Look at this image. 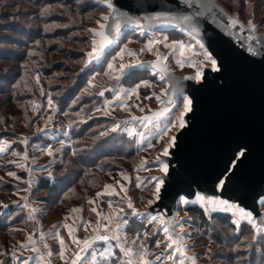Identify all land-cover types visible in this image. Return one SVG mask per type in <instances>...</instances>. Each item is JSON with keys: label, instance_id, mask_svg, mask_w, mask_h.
<instances>
[{"label": "rangeland", "instance_id": "374dc122", "mask_svg": "<svg viewBox=\"0 0 264 264\" xmlns=\"http://www.w3.org/2000/svg\"><path fill=\"white\" fill-rule=\"evenodd\" d=\"M218 1L230 11L238 12L245 21L253 12L258 25L264 21V0H250L251 6L245 5L244 0ZM90 4L97 3L94 0H57L49 1V3L40 2V0H0V23L21 22L28 27L27 32L33 34L35 32L33 37L40 35L36 40L40 43L35 42L34 45L41 46L39 51L25 50L24 58L18 64L19 67L23 66L22 76L19 72L18 74L13 72L17 69L14 60H0V87L3 88L0 90V118H2L0 119V146H4L5 140L9 141L7 150L0 152V177H3L0 180V201L8 204L7 209L0 208V224L6 225V231H0V250L7 248L11 251L14 245L18 246L21 242H25L29 234H32L37 247L38 238H41L43 233V239L47 241L52 252V264H64L59 261L57 255L59 251L57 230L64 235L67 242L74 246L72 250H76V246L68 236L67 228L64 227L65 224L74 229L73 235L81 239L87 238L92 233L97 219L123 208L121 217L128 221L130 219L138 221L130 230H126L127 225H121L120 235L122 238L126 235L129 242L135 239L137 234L144 239L145 231L155 232L156 227L159 226V221L153 226L149 225L144 217L132 216L123 198L126 193L138 209L147 206V200L153 198L151 193L154 191V182H150V178L161 174L160 166L155 162L156 156L162 154L157 151L161 143L157 133L158 129L163 128L167 123L168 117L160 120L158 128L152 125L143 127L138 121H131L130 117L141 113L136 107L137 103L142 104L145 111L156 106L159 101L155 99V96L150 99H144V97L153 92L161 95L160 89L164 88L165 83L159 81L157 76L152 77L148 70L149 75L135 79L137 82L140 79L152 80V87H141L139 100L130 101L131 110L122 109L118 103L114 102L115 91L129 88L133 84H130L125 76L119 80L115 79L117 73L108 69V63L113 62L118 66L121 62L119 57L115 61L113 57L121 48L127 45L129 49L136 51L145 47L149 39L160 41L154 45V48L161 55L168 57L165 62L178 73L187 72L192 75L195 69L190 66L191 62L203 60V56L199 55V48L195 46V40L177 32L176 29L157 30L143 36L126 33L130 31L127 30L121 35L117 45L107 51L106 55L104 54L105 57L103 56L104 59L100 63L85 69L83 66L86 60L85 53L91 50L92 38L88 30L97 25L95 21L99 19V14L106 11L101 6L99 9H90ZM44 8H48V12L41 15V9ZM45 25L50 26V30L45 31ZM257 30L263 31L264 26H259ZM7 32L9 31L4 33ZM1 33H3L2 30H0ZM164 37H167L166 41ZM174 40L191 43L197 54L193 55L192 52L185 51L182 57L178 50L174 51L172 47H165V43L171 45ZM5 47L13 51L4 52L2 54L4 56L24 51L23 46L18 44H5ZM30 56H34L33 63L37 58L40 64L32 68ZM150 57H156L155 52L146 51L138 57H128L125 54L124 62ZM178 59L185 62L183 68L176 63ZM27 64L30 74L25 72ZM78 65L82 70H86L84 75H78L79 68H76ZM37 76L39 82H37ZM10 77L14 83L12 90L6 84V80ZM89 81L92 83L90 84ZM101 90H104V96L99 95ZM49 96L53 100L51 108L48 105ZM105 101L111 105L109 116L95 111L96 108H103ZM177 112V109H173L172 116L174 117ZM49 116L52 119L48 121L46 130L37 132V127L45 128V121ZM113 122L119 123L120 129L112 131ZM132 127L144 133L145 139L151 140L155 148H148L146 143L141 146L138 144V137L134 139L128 136L127 130ZM102 132L105 133L104 136L100 135ZM65 133L68 134L65 135ZM24 137L28 139L27 145L20 142ZM48 145H52L56 150L53 156H48L46 152L41 151ZM24 153H27V159L24 158ZM142 158L148 161L145 167H140ZM9 161H17L25 167H17L14 163H8ZM7 172H15L20 179L7 176ZM21 172L24 175H21ZM44 173L56 176L54 180L60 187L68 185L66 193L37 190L33 179L35 175ZM121 173H124L128 179H125ZM29 180H31V189L26 192L25 189L29 188ZM105 184H111L114 191L104 189ZM121 185L124 186L123 190ZM97 192L101 194L97 196ZM25 195L28 196L27 203L37 209L34 214L30 215V209L23 207L26 201L22 197ZM90 201L95 202L89 203ZM196 203L199 204V202ZM184 206L179 201L176 216L178 213V218H186V230L191 226L193 239L188 240L187 243L197 245L189 249V255H197V264H227L219 257L233 251L239 241L251 237L246 226H241L232 232L213 220L211 222L213 231L209 232V228H202L196 215L189 213ZM92 208H96L97 212L101 213V217L97 216V212L91 211ZM261 208L264 212V207ZM73 209L77 211L74 212ZM187 217L192 219L187 221ZM233 217L237 219L236 216ZM88 221L92 224L86 231L84 224ZM235 235L239 236L234 239ZM217 238L220 239V244L214 240ZM156 239L164 240L162 228L156 236L149 235L147 238L150 259L155 261V257L159 256L158 264H173L161 255L163 248L155 247ZM209 240H211L210 244ZM103 243L97 242L96 247L99 246L101 249ZM111 243L115 244L116 241ZM201 245H209L213 248L211 260L208 255H205L206 248ZM253 249L255 251V248ZM248 251L250 252L251 249ZM248 251L241 249L242 255L247 260ZM255 254L260 257V262L256 260L254 264H264V256L256 251ZM17 255H20V252H17ZM29 255L37 257L35 253L24 251L22 259L28 258ZM2 259L10 260L11 258ZM180 259L177 256V264ZM29 264H38L37 258L32 256ZM185 264L189 262L186 260ZM236 264L241 262L237 259Z\"/></svg>", "mask_w": 264, "mask_h": 264}, {"label": "snow or ice", "instance_id": "6c2138e0", "mask_svg": "<svg viewBox=\"0 0 264 264\" xmlns=\"http://www.w3.org/2000/svg\"><path fill=\"white\" fill-rule=\"evenodd\" d=\"M100 2L105 5L106 11L99 14V19L95 21L97 28L89 29V33L92 34L91 40V50L88 51L87 57L88 60L86 63L91 62L92 59H99L103 54L107 46L115 42L116 38L119 37L124 25H134L140 29L143 33L144 29L142 23L144 21H155V22H181L183 25H186V31L190 37L195 40V46L199 48V55L203 56V60H194L191 62L190 66L195 69L194 73L190 76H185L183 79L194 81L200 87H204L206 84L205 78V67H208L213 72H220L223 65L213 56V54L208 50L200 39L197 37L201 34V28L199 26V20L201 17L211 16L214 20L217 17V11L227 18L228 23L224 27L228 30L238 29L241 33L247 32L245 37L247 43L245 45L246 51L252 57H261L264 58V34L257 35V28L259 26H264V21L261 25H258L255 22V13L253 12L250 15V18L246 22H242L238 15L229 14L224 11L223 8H218V6L212 2V0H183V3L191 11H179L173 10L172 8H167L164 10H155L159 6L156 4L151 5L153 11H148V9H143L147 12L146 15H136L133 11L134 5H121L118 3V0H100ZM245 5H250V0H244ZM127 8V10H124ZM135 11H141V9H135ZM48 12V8L41 9V15H45ZM112 21L111 29L109 32L108 22ZM223 23V21H221ZM50 30V26L45 25V31ZM96 36L100 37V40L97 41ZM164 40H167V37H164ZM39 44V41H36ZM160 43L159 40L149 39L145 47H141L136 51L129 49L127 45L120 49L116 53V56L113 57V61L117 57L120 59L118 66L114 65L113 62H109L107 67L110 70H113L117 73L115 79L119 80L122 76L125 75V70H131L137 67H143L144 63L137 59L129 60L124 62L125 54L128 57H138L139 54L144 52H155L156 60L151 64L153 74L159 76L161 81L169 80L171 84V77L169 75V68L166 64L162 63L167 61L168 57L160 54L158 50L154 48V45ZM165 47H172L173 50H178L180 55L183 57L185 51L192 52L193 55H196L194 47L191 43L186 44L183 41L174 40L171 45L165 43ZM176 63L183 68L184 61L178 59ZM37 82H39V77H36ZM91 84L92 81H89ZM153 81L149 79H140L137 83H134L133 86L129 88H121L120 90L115 91L114 102L118 103L119 107L125 110H131L132 104L130 101L139 100L140 98V89L141 87L149 88L152 87ZM160 92L162 95H157L155 92L145 95L144 99H150L152 96H155V99L161 104H164L162 109L156 111H150L149 114L143 116H131L130 120L133 122L138 121L141 126L148 127L152 125L154 128H158L160 118L168 117L167 123L164 124L163 128L158 129V138L161 141L160 148L157 151L162 152L163 157H168L170 155V150L174 147H177V136L173 134L178 130H186L189 126V121L186 119V114L194 113V98L188 95H185L182 89L177 88L175 84H171L169 88H161ZM171 93V94H170ZM104 90L99 92L100 96H104ZM33 104L35 102L33 101ZM48 105L51 108L53 106V100L49 96ZM110 103L105 101L103 108H96L95 111L100 112L102 115L109 116ZM136 107L140 109L141 112L145 111V108L142 104L137 103ZM177 109L178 112L173 117L172 110ZM2 119V118H0ZM52 119L51 116L47 117L45 121V128L37 127V132H43L46 130L47 123ZM120 129V124L113 122L112 131ZM68 133H65L67 135ZM101 136H104L105 133H100ZM127 135L138 139V144L143 146L145 143L148 148H155V144L151 140H146L144 133L137 130L135 127H132L127 130ZM15 142V141H13ZM21 143L27 145L28 139L24 137ZM4 146H0V152L6 151V146L9 145V141L5 140L3 142ZM47 153L48 156H53L56 151L52 145H48L47 148L41 149ZM250 149L246 144H236L231 148L230 154L227 156V159L224 162V169L221 177H217L216 187L223 189L225 187L226 180L230 179L231 176L236 175V172L239 168V165L247 160ZM20 155V153H15ZM75 155V151H73ZM24 158L27 159V153H24ZM155 162L160 166L161 176H152L150 182H154V191H152V199L147 200V205H152L156 200L161 198V188L165 184L164 176L169 173V163L166 162L162 157L157 156ZM10 164H16L17 167L24 168L25 165L18 163L17 161H9ZM148 161L145 158L141 159L140 167H145ZM7 176L13 177L17 180L20 179L15 172H7ZM49 175H51L49 173ZM124 176V173H121ZM125 179H128L127 176H124ZM3 177H0L2 180ZM139 179V177H137ZM117 183H119L117 181ZM29 188L25 191L31 189V180L28 182ZM104 189H113L111 184H105ZM123 190L124 186H120ZM114 191V189H113ZM101 193L97 192L96 195L99 196ZM111 194V193H109ZM119 194V193H117ZM195 200L192 203L199 202L203 207L205 215L209 220L212 219L211 212L213 211H224L232 212L234 216L237 217L235 223L239 224L240 220H247L253 228V233L250 239H245L239 241L236 244V247L233 251L237 252V259L241 264H251L241 253L243 251H248L255 248V251L260 253L261 256H264V222L258 223L253 211L247 210L245 207H242L239 203L233 202L228 199H223L217 195H207L203 192L197 191L194 193ZM26 203L23 205L24 208L30 209V215L34 214L37 209L31 206L28 201V196L25 195L22 197ZM124 201L127 204V208L131 210V215L136 217H144L149 225H156V222L159 221V226L156 227V231L149 233L145 231L143 233L144 239L140 238V235L137 234L136 238L128 241L126 235L122 238L120 235L121 225H127L129 221L120 216V213L124 212L123 208L113 211L111 214L103 215L97 212L96 208H92L91 211L97 212V216L101 219H97L95 226L92 228V233L87 236V238H79L73 235L74 229L65 224L64 227L68 230V236L71 238L73 244L76 245V250L67 256L66 258V246L65 239L63 236H60L59 233L56 235L59 237L60 251L57 253L60 260L64 261V264H158L160 257L156 256L155 261L150 259L149 246L147 243V238L149 235L156 236L161 230L164 233V240L156 239L154 241L156 248H163L161 255L165 256L166 261H172L173 264H177L176 258L179 255L181 258L179 264H185L187 260L189 264H197V255H189L190 247H197V245H189L188 240L193 239L191 226L186 230L185 228V217L165 219V217L157 214L152 215L148 207H145L142 211L135 207L134 202L130 196L125 193ZM180 203L185 206L189 203V199L186 196L179 197ZM95 201H90L89 203H94ZM15 203V202H14ZM261 207H264V197L260 201ZM109 207H111V202H109ZM0 208L7 209L8 204L0 201ZM72 211H77L73 209ZM179 214L177 213V216ZM192 218L187 217V221H190ZM103 221V222H102ZM92 224L91 221H88L84 224L85 230L87 231L88 227ZM43 233H41V240H43ZM112 241H116L115 244H112ZM137 241L139 243L137 244ZM97 242H104L101 245V249L96 248ZM35 240L32 237V234H29L25 242H21L18 246L14 245L12 250L9 251L7 248H2L0 250V264H29V260L32 258L29 255L28 258L22 259L23 252L29 251L30 253H37L38 264H51V260H45V255L49 258L52 256L51 251H46L45 254H39L40 249L35 246ZM211 240H209V244ZM111 244V246H108ZM259 244V247L256 245ZM206 248L205 255H208L209 260L212 259L213 248L209 245H201ZM44 249H48V245L45 243L43 245ZM118 249L119 251H115ZM17 252H20V255H17ZM87 253V255H85ZM4 257H10V260L2 259Z\"/></svg>", "mask_w": 264, "mask_h": 264}, {"label": "water", "instance_id": "95a60500", "mask_svg": "<svg viewBox=\"0 0 264 264\" xmlns=\"http://www.w3.org/2000/svg\"><path fill=\"white\" fill-rule=\"evenodd\" d=\"M94 2L106 10L100 0ZM212 2L218 8H223L229 14L238 15L242 22H246L238 12L230 11L218 0ZM118 3L134 5L133 11L136 15H146L147 12L143 9L153 11L151 8L153 4L159 6L155 10L172 8L191 11L183 0H118ZM111 23L112 21L108 22L109 32L112 31ZM227 23V18L219 11L215 20L211 16L201 17L199 20L201 34L197 39L205 43L208 50L223 65L220 72H213L205 67L204 87H200L194 81L183 79L190 76V73H178L169 63L162 62L170 70L171 84L182 89L185 95L194 98V113L186 114L189 121L186 130L173 133L177 136L178 146L170 150L168 157L158 155L168 162L170 167L169 173L163 177L165 184L161 188V198L152 205L145 206L152 215L159 214L165 219H178L176 209L179 197L186 196L189 202H192L195 200L194 193L200 191L239 203L247 210L253 211L258 223L264 222V212L260 205L261 198L264 197V58L252 57L245 47L247 32L241 33L238 29L228 30L224 27ZM97 27L96 25L92 28ZM142 27L143 33L134 25H124L119 37L105 48L104 54L117 45L121 35L127 30H135L137 34L143 36L157 30L176 29L190 37L185 30L187 26L181 22L144 21ZM256 31L257 35L264 34V30ZM96 39L99 41L100 37L96 36ZM87 53L85 68L98 63L104 56L103 54L99 59H92L86 63ZM139 60L146 63L143 67L135 69H147L155 76L151 64L156 57ZM127 73L129 70L126 69L125 75ZM157 78L161 81L159 76ZM162 82L165 83L164 88L171 86L167 79ZM163 107L164 104L158 102L151 109L132 116H143ZM163 118L165 117H161L160 120ZM236 144L248 146L250 149L248 158L239 165L236 175L226 180L223 189L217 188V177L223 178L221 174L224 162ZM161 175L162 173L159 174ZM189 206H198L204 213L203 207L198 203H189L184 209ZM145 207L139 209L142 211ZM216 212L234 216L232 212L218 210L211 212V215ZM240 222L252 227L246 220Z\"/></svg>", "mask_w": 264, "mask_h": 264}, {"label": "trees", "instance_id": "16d2710c", "mask_svg": "<svg viewBox=\"0 0 264 264\" xmlns=\"http://www.w3.org/2000/svg\"><path fill=\"white\" fill-rule=\"evenodd\" d=\"M43 1H45L46 3H49V1H57V0H40V2H43ZM89 8L90 9H99V6L97 4H90ZM0 30H2V32H3L0 34V60H5V61L14 60L15 61V67L17 69L13 72H15V74L16 73L18 74V72H19L20 76H22L21 72H22L23 66L19 67L18 64H20L19 63V62H21L20 60H22L24 58V54L26 53L27 50L33 49L34 51H39V48L41 46H39V45L36 46L34 44H36L35 42H36L37 38L40 37V35H37L38 37L37 36L33 37L35 32H34V34L32 32L31 33L27 32L28 27H25V25L19 21H9L8 23H2L1 22L0 23ZM5 30L9 31V32L4 33V32H6ZM126 33H132V34L137 36V33L135 30L127 31ZM41 39H43V37H41ZM11 43L23 46L24 51H22L21 53H16V54L11 55V56L10 55L9 56L8 55L7 56L2 55L4 52H7V51L12 52L13 51L10 48L5 47V44H11ZM82 56H84V53H82ZM33 57L34 56H30L32 63L34 60ZM104 57L98 63H100L104 59ZM98 63L92 64L91 66H95ZM39 64H40V62L36 58L33 65H32V68L36 67ZM22 65H24V64H22ZM84 65H85V63H84ZM25 68H26L25 72L30 74V68H29L28 64L25 65ZM76 68H79L78 75L81 76V75H84V73L86 72L85 69H87L88 67L83 69L84 71L81 69V67H79V65ZM149 74H150V72L147 69H134V70H131L130 73H127L125 75V78H127L130 81V84H134L137 82V80L135 78H137L139 76H146ZM152 77H154V76H152ZM6 81H7L6 82L7 86H9L12 90V88L14 87V83H12L11 77L9 79H7ZM0 90H3V88L0 87ZM82 161H83V163H85L84 160H82ZM56 168L58 169L59 167H56ZM57 169H55V170H57ZM21 175H24V173L21 172ZM55 178H56V176H54V175H49V174L44 173V174L35 175V178L33 180L35 182V186H36L37 190H46V191L51 192V193H66V190L69 188V186L65 185L63 187H60V185L54 180ZM7 184H9V183H7ZM186 210L189 213L195 214L196 217L198 218L199 225L202 226V228H209V232L213 231V229H212L213 224L211 223L213 220L214 222H218L219 224L226 226L228 229L232 230V232H234L235 229H238L241 226H246L249 229L248 232H250V236L253 233V229L250 225H248L247 223H242V222H240L239 224L235 223L234 217L232 215L227 214V213H221V212L213 213L211 215L212 219L209 220L208 217H206V215L203 213V210L201 208H199L198 206H189L186 208ZM136 222H138V221H134L133 219L132 220L130 219L129 223L126 226V230H130L132 228L133 224ZM5 229H6V225L0 224V231H4ZM210 236H212V235H210ZM238 236L235 235L234 239ZM214 240H217L218 241L217 243L220 244V239L217 238ZM257 245H259V244H257ZM246 255L249 256L248 261H250L251 264H254L256 260L260 262V259H259L260 257H258L255 254L254 249H251L250 252L248 251V253ZM32 256L35 259L37 258L35 255H32ZM219 259L223 262H226L227 264H236L237 252L229 251L228 253L221 255L219 257Z\"/></svg>", "mask_w": 264, "mask_h": 264}, {"label": "crops", "instance_id": "0c3cea01", "mask_svg": "<svg viewBox=\"0 0 264 264\" xmlns=\"http://www.w3.org/2000/svg\"><path fill=\"white\" fill-rule=\"evenodd\" d=\"M58 229H60V228H58ZM57 233H59V235L60 236H63L64 237V235L59 231V230H57ZM64 239H65V237H64ZM75 245V244H74ZM65 246H66V258H67V256L68 255H70L72 252H73V250H72V248H74V246L73 245H71V243H69V242H67V240L65 239ZM73 246V247H72ZM76 246V245H75ZM97 249H100L99 248V246L98 247H96ZM57 249L60 251V244H59V237L57 236ZM102 250V249H101ZM58 251V252H59ZM57 252V253H58ZM117 252H118V250H117ZM85 255H87V253L85 254ZM59 261H61V262H64V261H62V260H60L59 259Z\"/></svg>", "mask_w": 264, "mask_h": 264}, {"label": "built area", "instance_id": "2783aa9c", "mask_svg": "<svg viewBox=\"0 0 264 264\" xmlns=\"http://www.w3.org/2000/svg\"><path fill=\"white\" fill-rule=\"evenodd\" d=\"M47 241H45L44 239L41 240V238H38V243H37V248L40 249V253L39 254H45L46 251H51L50 248L48 247L47 250L44 249L43 245L46 243ZM47 244V243H46ZM36 255H38L37 253H35ZM51 260V264H52V256L49 258L47 255H45V260Z\"/></svg>", "mask_w": 264, "mask_h": 264}]
</instances>
